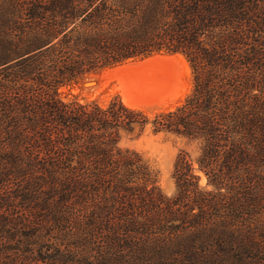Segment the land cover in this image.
Masks as SVG:
<instances>
[{
    "label": "trees",
    "instance_id": "16d2710c",
    "mask_svg": "<svg viewBox=\"0 0 264 264\" xmlns=\"http://www.w3.org/2000/svg\"><path fill=\"white\" fill-rule=\"evenodd\" d=\"M157 53L171 109L60 97ZM147 128L189 149L172 195L120 144ZM0 264H264V0H0Z\"/></svg>",
    "mask_w": 264,
    "mask_h": 264
},
{
    "label": "rangeland",
    "instance_id": "374dc122",
    "mask_svg": "<svg viewBox=\"0 0 264 264\" xmlns=\"http://www.w3.org/2000/svg\"><path fill=\"white\" fill-rule=\"evenodd\" d=\"M192 83V69L182 54L157 53L87 74L61 87L59 92L65 101L77 99L105 103L118 96L124 102L127 97L131 103L124 102L127 106L151 116L180 104L192 89ZM120 144L142 155L157 172L158 184L166 195L174 193L173 165L180 151L189 150L185 141L170 134H152L147 128L137 139L122 137ZM205 183L201 174L199 184L204 186Z\"/></svg>",
    "mask_w": 264,
    "mask_h": 264
},
{
    "label": "bare ground",
    "instance_id": "6f19581e",
    "mask_svg": "<svg viewBox=\"0 0 264 264\" xmlns=\"http://www.w3.org/2000/svg\"><path fill=\"white\" fill-rule=\"evenodd\" d=\"M152 58H150L149 60H151ZM153 59H155V58H153ZM153 59H152V61H153ZM148 60V59H147ZM152 61H150V63L152 62ZM147 62V61H146ZM145 62V63H146ZM147 63H149V62H147ZM125 67L127 66V65H124ZM129 66V65H128ZM123 67V66H122ZM121 67V68H122ZM119 69V68H118ZM132 81V80H131ZM137 82V81H136ZM133 83V82H132ZM139 84L137 85V83H136V85L139 87V85H140V83H141V81L140 82H138ZM129 85H130V83H129ZM135 84H133V87H137ZM130 86H132V85H130ZM130 86H128V87H130ZM132 88V87H131ZM134 89V88H133ZM124 102L128 105L130 102H129V98H127V97H125V99H124ZM133 103V102H132ZM131 104V103H130Z\"/></svg>",
    "mask_w": 264,
    "mask_h": 264
}]
</instances>
